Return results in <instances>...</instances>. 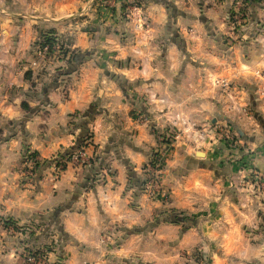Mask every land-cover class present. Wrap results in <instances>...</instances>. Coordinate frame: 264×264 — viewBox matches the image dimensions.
I'll return each instance as SVG.
<instances>
[{"label": "crops", "instance_id": "1", "mask_svg": "<svg viewBox=\"0 0 264 264\" xmlns=\"http://www.w3.org/2000/svg\"><path fill=\"white\" fill-rule=\"evenodd\" d=\"M207 1L145 0L151 22L141 28L119 1L0 0V219L55 228L63 264L133 255L172 264L199 244L209 264H264V205L245 184L253 172L264 177V49L228 47L225 22ZM47 30L75 59L32 66ZM52 66L60 68L53 76ZM218 77H233L231 86H216ZM222 120L239 135L234 146L217 133ZM82 124L90 165L71 163L58 176L52 164L34 177L22 172L26 154L51 160ZM166 148V205L194 223L160 222L104 246L102 233L144 227L160 210L140 182ZM17 241L0 231V264H22L11 250Z\"/></svg>", "mask_w": 264, "mask_h": 264}, {"label": "rangeland", "instance_id": "2", "mask_svg": "<svg viewBox=\"0 0 264 264\" xmlns=\"http://www.w3.org/2000/svg\"><path fill=\"white\" fill-rule=\"evenodd\" d=\"M103 1V0H99ZM110 1V0H108ZM112 2L119 1L118 4L120 5L121 14L126 18V14H128L129 17H135L139 21L141 28H146L148 24H150L151 20L148 17L147 14L143 13L144 8L143 5L145 4V0H111ZM187 1V0H185ZM107 2V0H106ZM218 2H222L220 5ZM218 3V4H217ZM107 4V3H106ZM216 4V5H214ZM111 5V4H110ZM207 8H211V6L217 7V10H219L218 18L223 19L224 29L226 25V31L225 32V43L228 47H232L233 45H243L245 42H253L256 45L259 44L262 49H264V0H209L207 3H205ZM141 9V10H139ZM207 13V10H206ZM88 17V16H86ZM88 25L90 23L88 22ZM95 25V24H91ZM223 27V26H222ZM93 28H95L93 26ZM41 40L40 36L36 39V41ZM35 41V42H36ZM34 46V42H33ZM54 46V52L56 57H62V59L69 54L65 48L58 45L57 40L55 39ZM35 48V46H34ZM47 54H45L43 57L38 56L35 57V54L32 55V60L30 62L35 61L37 65H32L33 67H37L38 64L51 61L52 59H47ZM70 57V56H69ZM71 58V57H70ZM48 60V61H47ZM57 60L54 59L53 61ZM59 60V58H58ZM67 60V59H66ZM38 62V63H37ZM32 64V63H31ZM40 68L38 72L41 74L44 72L45 69ZM54 72H52L51 76H53L54 73L57 72L59 67H53L51 68ZM55 75V74H54ZM235 77V76H233ZM231 77V78H233ZM228 78L230 81V86L232 83V79ZM229 86V87H230ZM228 87V88H229ZM221 88V87H220ZM227 90V89H226ZM229 126V123L225 120H222V122L217 124L216 130L217 133H219L221 140L226 144L225 139L222 138L220 127ZM231 129V127H230ZM171 131V135H174V131ZM167 133L168 132L167 130ZM235 135V142H237L238 133L234 132ZM170 138V136H165ZM3 139V136H0V140ZM169 141V140H168ZM235 143H233L231 146H234ZM164 152V155L166 154V157L164 159L161 171L159 172V183L161 187L164 190V197L162 198L164 201L161 202L159 199H150L146 196V202L150 203V201L155 202L154 204H159L162 206L160 207V210L156 213V215L153 216L151 221L147 223L144 227H134L131 229H128V231H124V229H120V231L116 230L115 236L111 235V231H108V233H102L104 235V246H110V247H118L120 245V241L122 240V237L128 236V235H143L145 232H148L149 230L154 229L157 224L160 222H168V223H174L176 225H179L181 227H187L188 221L186 223L179 221L178 219L180 216L187 215L184 211L171 208V206H167L166 204L169 201V191L166 189L165 184L163 182V172L165 169L166 160L168 158V152L167 150ZM25 167V166H24ZM147 167V165H146ZM146 171V170H144ZM23 172V170H22ZM24 173V172H23ZM55 175V173L53 172ZM149 176L148 172H144L143 178L140 182V189L142 190L143 185L145 184V181H147ZM249 182L247 180V183H244L249 186L247 187L249 189V192L252 197L256 199L257 203L264 205V178H255V177H249ZM245 186V185H244ZM255 190H258V192H254ZM166 196V197H165ZM158 198V197H157ZM191 217L190 215H187ZM196 219V216L193 217ZM24 227V228H23ZM23 227L18 226L17 224H14L11 219L5 220L0 219V231L3 232V234H6L9 237H13L14 240L18 239L16 243L17 246H11L12 251H16V253L19 255V260L22 262V264H63L60 258H58L59 248H60V241L57 240V233L56 229L51 226H45V224L35 226L37 228L36 230H39V240L38 242L30 243L27 240H31L33 237V233H35L36 230H31V228H27L23 225ZM55 237V238H53ZM21 239V240H20ZM204 245V244H202ZM201 244L196 245L194 248H191L190 250L186 251L183 255L181 254V258H178L172 262V264H209V256L206 248H203ZM174 251V250H171ZM53 252H57L53 255ZM34 256L36 257V260L34 262H30L27 257L28 256ZM40 257V258H38ZM144 255H133V257L129 258H123L120 256L115 257L111 262L114 264H154L153 260H149ZM109 262V263H111ZM171 264V263H170Z\"/></svg>", "mask_w": 264, "mask_h": 264}, {"label": "built area", "instance_id": "3", "mask_svg": "<svg viewBox=\"0 0 264 264\" xmlns=\"http://www.w3.org/2000/svg\"><path fill=\"white\" fill-rule=\"evenodd\" d=\"M49 50L48 44L43 45L42 47H36L34 49L35 57L38 56H44ZM38 63V62H37ZM32 65H37L35 61L32 62ZM215 85L219 86L223 89H226L230 86V81L227 77H218L215 79ZM222 138L225 139L226 144L231 146L233 143H235V135L232 129L230 127H220ZM89 141V140H88ZM28 154L25 155V167L23 168L24 174L34 177L35 175V158H28ZM90 157H88L85 153L84 146L78 148L75 150L71 156L68 159H63L62 161L57 163H53V172L55 173V176H58L63 168V165H69L71 163H77L78 165H88L90 163ZM64 162V164H63ZM162 160L160 157H153L152 160H150L147 164V167L145 168V172L149 173L147 181H145V184L143 185L142 192L149 197L150 199H159L161 202L164 200L162 199L164 197V190L161 187L159 183V172L161 171L162 167ZM253 175L255 178H262L260 176L259 172H253ZM264 178V177H263ZM158 197V198H157ZM166 197V196H165ZM40 258V257H38ZM27 259L30 262H34L36 260V257L34 256H28ZM56 264V263H55Z\"/></svg>", "mask_w": 264, "mask_h": 264}, {"label": "trees", "instance_id": "4", "mask_svg": "<svg viewBox=\"0 0 264 264\" xmlns=\"http://www.w3.org/2000/svg\"><path fill=\"white\" fill-rule=\"evenodd\" d=\"M40 38H41V40L37 41L35 43V46L36 47H42L43 45L48 44L49 50L46 53L47 54L46 55L47 59H49V60L50 59L54 60L56 58L57 59L58 58L62 59V57H56L55 53H51V52H54V48L56 49V47L54 46L56 38H55L54 33H53L52 30H47V31L41 32L40 33ZM59 49H61V47ZM71 54L72 55H69L71 58L69 56H67V55L63 58V59H67L66 60L67 63L68 62L70 63L73 59H75L74 57H75L76 53L72 52ZM21 106L26 111H28L30 109L29 105L26 102H22ZM82 125H83L82 129H84V130H83V132L81 134H79L77 136L75 143L71 147L65 148V149L59 151L57 153V155L54 158H52L51 160H47V161H44V162H39L38 159L35 158L36 155L34 153H30L29 155H27L28 158H35V174H36L37 170H39L44 165L53 164V163H56V164L58 163L59 164V162L62 161L63 159H68L75 150H77L78 148L84 146L87 143V140H89L90 134L88 135L87 128L85 127L86 124H82ZM91 161L92 160H90V163L88 165L91 164ZM63 164H64V162H63ZM62 168L65 169L66 165H63ZM193 217H189V216L185 215V216H182V217L180 216V218L178 220L181 221V222H184V223H186V221L190 220L191 223H194L195 219Z\"/></svg>", "mask_w": 264, "mask_h": 264}]
</instances>
